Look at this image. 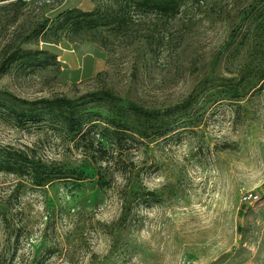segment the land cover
<instances>
[{
    "label": "rangeland",
    "instance_id": "rangeland-1",
    "mask_svg": "<svg viewBox=\"0 0 264 264\" xmlns=\"http://www.w3.org/2000/svg\"><path fill=\"white\" fill-rule=\"evenodd\" d=\"M127 4H0V164L25 150L84 171L41 187L0 167V264H264V0L141 6L118 26ZM65 8L112 21L62 24ZM19 46L34 51L8 63ZM57 95L89 112L83 134L18 99ZM131 101L154 118L146 136Z\"/></svg>",
    "mask_w": 264,
    "mask_h": 264
},
{
    "label": "trees",
    "instance_id": "trees-1",
    "mask_svg": "<svg viewBox=\"0 0 264 264\" xmlns=\"http://www.w3.org/2000/svg\"><path fill=\"white\" fill-rule=\"evenodd\" d=\"M185 0H128V8L123 11V13L118 16L117 25L118 26H127L133 18L134 11H137L141 6H146V8L155 10L161 16L170 17L177 14L180 11V7ZM24 2V1H22ZM65 12L64 18L61 23H65L69 19V13L75 12L74 19L72 23L83 27L84 22L94 23L95 27L108 25L112 20L104 19L99 9L92 10H83L80 8H65L62 10ZM106 18V16H105ZM115 19V17H114ZM49 20L50 16H46L41 21V25L38 28L37 32L44 30ZM33 48H23L19 46V49L12 50L9 52L8 63H11L20 57H27L33 52ZM5 68L2 69L4 71ZM104 93V98L109 101H114L116 97L110 89L102 90ZM24 103H30L34 107H39V105L47 106L48 110L53 111V114L57 117L58 120L64 121V123L70 128L69 130L74 131L75 134H83L85 128L83 126L84 119L89 113L85 109L81 108L80 105L74 103V99L66 96H54V97H40L34 100H28L25 98H18ZM93 99H96L93 97ZM46 103V104H44ZM130 116H136L142 121L143 128L135 130L140 133L141 136H146L148 129L152 128L151 125L154 124V118L149 114V110L144 106L137 104L134 101L129 102L128 104ZM56 110V111H54ZM125 121L120 120L115 116L108 118V122L112 123L118 129H125L127 126ZM107 149L104 147H98L97 155L98 158H106V161L109 162V166L115 165L117 168L125 172V174L131 177L133 175L132 169H126V166L120 168L121 158H118L115 153L112 152L111 157L106 156ZM0 164L1 168L6 170L11 169L16 172L22 179L32 183L36 186H45L53 183L56 180H81L83 179L84 171L79 170L77 167H69L63 164L58 163L56 160L46 161L40 157L35 158V154H31L25 150H18L14 154L9 156H4ZM113 172L110 170L106 171L105 175H110ZM24 176V177H22ZM124 206L126 209L131 208L132 200L129 195H126L124 198ZM6 215L3 214V218L0 219L6 220Z\"/></svg>",
    "mask_w": 264,
    "mask_h": 264
},
{
    "label": "built area",
    "instance_id": "built-area-1",
    "mask_svg": "<svg viewBox=\"0 0 264 264\" xmlns=\"http://www.w3.org/2000/svg\"><path fill=\"white\" fill-rule=\"evenodd\" d=\"M17 1H27V0H0V4L9 3V2H17ZM259 196H260L259 193H257L256 191L245 192L242 195V199L244 201H254V200H257Z\"/></svg>",
    "mask_w": 264,
    "mask_h": 264
}]
</instances>
